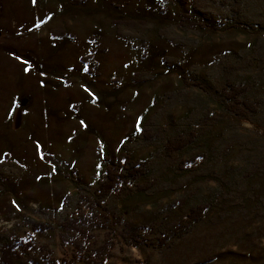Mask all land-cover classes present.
<instances>
[{
  "label": "rangeland",
  "instance_id": "obj_1",
  "mask_svg": "<svg viewBox=\"0 0 264 264\" xmlns=\"http://www.w3.org/2000/svg\"><path fill=\"white\" fill-rule=\"evenodd\" d=\"M164 1L0 0V235L15 229L56 257L70 256L75 248L61 241L60 224L68 211L87 205L84 194L103 169L114 168L104 166L106 156L125 158L128 149L150 158L153 168L190 167L158 156L164 139L158 134L203 124L200 117L217 105L209 99L217 82L252 81V95L264 97V0ZM228 17L253 28L228 27ZM200 81L206 89L192 84ZM252 116L257 125L227 116L206 133L198 130L188 161L194 164V156L198 168L206 159L219 174L229 160L251 168L259 159L264 168V107ZM227 133L245 151L235 144L226 153L219 142ZM214 150L223 153L220 160ZM170 180L127 199L125 217L149 219L170 201L165 208L176 218L189 208L174 202L196 203L215 191L213 181L185 188L172 183L179 177ZM254 185L263 191L264 180H251L248 193ZM257 209L250 200L238 218L208 216L163 250L155 238L140 247L116 242L110 264H264V217L253 214ZM119 220L113 233L122 229ZM108 228L90 226V233L102 242Z\"/></svg>",
  "mask_w": 264,
  "mask_h": 264
},
{
  "label": "trees",
  "instance_id": "obj_2",
  "mask_svg": "<svg viewBox=\"0 0 264 264\" xmlns=\"http://www.w3.org/2000/svg\"><path fill=\"white\" fill-rule=\"evenodd\" d=\"M160 1L162 6L165 1ZM172 1L181 2L180 0ZM191 13L194 12L191 11ZM191 13H187V15L190 16ZM197 19L200 18L197 17ZM228 19L232 20L227 22L229 24L228 27L233 26L249 30L253 28L251 25L241 22L238 18L228 17ZM198 22L208 26L201 20ZM220 26L222 27V20H219L217 25V27L221 28ZM256 27L258 28V25ZM90 54L85 57V61L89 62V59L94 56L93 52H90ZM231 69L238 70L237 67H232ZM231 69L229 67L227 71ZM233 71H230L228 76H232L234 74ZM217 83L218 86L214 90L216 97L209 98L211 100L214 99L212 101L217 105L211 113H209L210 111L208 112L209 115L206 114L200 117L203 122L205 121L203 124L200 123V125L195 126L196 128H191L186 132L179 131L170 136L158 134L162 139L164 138L158 156L163 155L165 160L174 161L179 166L182 163L181 161L190 162L189 164L192 166L187 167L186 165L184 167L181 165L180 168H169L167 171L163 168H157V165L155 166L154 164L153 168V162L150 158H135L129 154L128 149H125L127 151V157L125 158H123V155H119L115 159L106 156L104 166L111 167V162H114V168L103 169L102 177L97 181L98 185H94L92 189L84 194L87 205L79 204L77 210L68 211L60 224L61 241L65 246H73L75 248L72 254L66 257H56L52 249L46 245L43 247L38 246L33 242V239H25V243V240L13 229V231H7L5 234L0 235V264H110L112 249L116 242L122 243L123 246L140 247L154 244L153 239L155 238L157 240L156 247L159 250L170 248L177 239H181L192 232L208 216L220 218V215L230 216L232 213V219L233 217H240V214L237 213L238 210H244L246 205L248 207L250 200H255L256 208H258L253 214L256 213L257 217H260V215L264 217V187L263 191H257L254 185V189L248 193V183L251 180L255 178L264 180V168H259L263 166V163L259 162V159L254 160L258 164L257 166L253 165V161L251 162V168H236V164L238 166L240 164L235 162L233 165L229 160L224 162L225 165L220 174L217 172L221 168H207L206 159L198 168L195 167L196 162L192 158L194 156H191L194 164L193 161H188L190 160L188 156L190 150L200 139L201 134L206 133L219 120L222 121L227 116L231 118L234 116L239 123H242L243 120L256 123L252 114L254 115V113L263 110L264 97L252 95V91L256 89V83L245 79L236 81L230 78L226 79L225 83L222 81ZM192 84L206 89L204 84H201V81L200 83ZM207 92L209 94L212 93L211 91ZM208 93L205 92L207 95ZM146 130H144V134L147 133ZM198 130L201 134L198 133ZM155 134L157 135V133ZM219 144L222 145L220 147L226 153L227 148H233L235 144H238L245 151L241 142H237L236 138L228 133L223 135ZM220 147L217 146L216 150H220ZM125 150L121 153L126 154ZM201 153L203 155V151ZM216 153L219 156L215 155L220 160V156H223V153H218L217 151ZM49 154L46 153L45 157L49 156ZM50 156L51 161L54 160L53 162H55L54 157ZM117 160H122L124 164L121 165L122 162L119 161L121 163L119 166ZM208 164L210 165V163ZM234 166L235 168H233ZM171 175L179 177L178 181H172L177 187L185 184V188H191L194 183L213 181L215 183V191L210 193L211 196L209 198L196 203H189V199H186L183 205H178L174 202V207L189 208L186 215L176 218L172 217L170 209L165 208L170 201L162 208V213H155L149 219L137 218V220H132L125 217L126 214L130 213L128 210L123 209L127 199H134L144 195L146 194L145 191L148 190H156L162 185V182L167 185L168 182H171V180L168 181V177ZM199 178L201 179L198 180ZM238 178L241 180L236 185L234 179L237 180ZM243 185L245 186L243 187ZM244 212L246 211L244 210ZM117 219L122 220L118 221L122 223V229L120 232L113 233L114 227L117 226L114 221ZM90 226L94 229L97 227H109L108 229L112 232L107 235L104 241L100 242L93 232L90 233V230H92Z\"/></svg>",
  "mask_w": 264,
  "mask_h": 264
},
{
  "label": "snow or ice",
  "instance_id": "obj_3",
  "mask_svg": "<svg viewBox=\"0 0 264 264\" xmlns=\"http://www.w3.org/2000/svg\"><path fill=\"white\" fill-rule=\"evenodd\" d=\"M25 70H27V69H25ZM83 123V122H82ZM138 131H139V129H137Z\"/></svg>",
  "mask_w": 264,
  "mask_h": 264
},
{
  "label": "bare ground",
  "instance_id": "obj_4",
  "mask_svg": "<svg viewBox=\"0 0 264 264\" xmlns=\"http://www.w3.org/2000/svg\"><path fill=\"white\" fill-rule=\"evenodd\" d=\"M225 20V19H224ZM223 22V21H222Z\"/></svg>",
  "mask_w": 264,
  "mask_h": 264
}]
</instances>
